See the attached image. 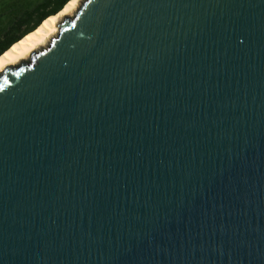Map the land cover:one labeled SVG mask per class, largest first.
<instances>
[{"label": "water", "instance_id": "1", "mask_svg": "<svg viewBox=\"0 0 264 264\" xmlns=\"http://www.w3.org/2000/svg\"><path fill=\"white\" fill-rule=\"evenodd\" d=\"M58 28L0 71V264H264V0Z\"/></svg>", "mask_w": 264, "mask_h": 264}, {"label": "trees", "instance_id": "2", "mask_svg": "<svg viewBox=\"0 0 264 264\" xmlns=\"http://www.w3.org/2000/svg\"><path fill=\"white\" fill-rule=\"evenodd\" d=\"M69 0H27L8 8V19L0 27V55L48 15L55 14Z\"/></svg>", "mask_w": 264, "mask_h": 264}, {"label": "bare ground", "instance_id": "3", "mask_svg": "<svg viewBox=\"0 0 264 264\" xmlns=\"http://www.w3.org/2000/svg\"><path fill=\"white\" fill-rule=\"evenodd\" d=\"M82 0H69L57 13L46 17L34 30L25 34L0 55V71L29 56L31 51L45 47L58 34V24L64 14L73 12Z\"/></svg>", "mask_w": 264, "mask_h": 264}, {"label": "rangeland", "instance_id": "4", "mask_svg": "<svg viewBox=\"0 0 264 264\" xmlns=\"http://www.w3.org/2000/svg\"><path fill=\"white\" fill-rule=\"evenodd\" d=\"M21 1H27V0H0V27L4 25L6 20L8 19L9 13L8 8L15 6L16 3ZM80 3V2H79ZM68 14H72L68 13ZM67 14H64L60 20Z\"/></svg>", "mask_w": 264, "mask_h": 264}]
</instances>
